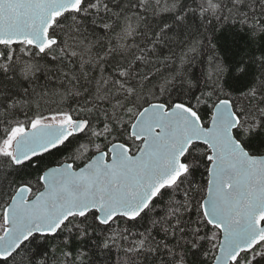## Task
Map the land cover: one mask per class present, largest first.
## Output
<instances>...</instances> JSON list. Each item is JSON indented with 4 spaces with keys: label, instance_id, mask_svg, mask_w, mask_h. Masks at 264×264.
Wrapping results in <instances>:
<instances>
[{
    "label": "snow or ice",
    "instance_id": "6c2138e0",
    "mask_svg": "<svg viewBox=\"0 0 264 264\" xmlns=\"http://www.w3.org/2000/svg\"><path fill=\"white\" fill-rule=\"evenodd\" d=\"M0 264H264V0H0Z\"/></svg>",
    "mask_w": 264,
    "mask_h": 264
},
{
    "label": "trees",
    "instance_id": "16d2710c",
    "mask_svg": "<svg viewBox=\"0 0 264 264\" xmlns=\"http://www.w3.org/2000/svg\"><path fill=\"white\" fill-rule=\"evenodd\" d=\"M189 3H191V0H189Z\"/></svg>",
    "mask_w": 264,
    "mask_h": 264
}]
</instances>
